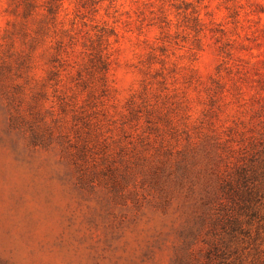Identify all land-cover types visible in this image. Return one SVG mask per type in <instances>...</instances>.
Wrapping results in <instances>:
<instances>
[{
  "label": "rangeland",
  "instance_id": "obj_1",
  "mask_svg": "<svg viewBox=\"0 0 264 264\" xmlns=\"http://www.w3.org/2000/svg\"><path fill=\"white\" fill-rule=\"evenodd\" d=\"M46 2L0 0V264H264V0Z\"/></svg>",
  "mask_w": 264,
  "mask_h": 264
},
{
  "label": "trees",
  "instance_id": "obj_2",
  "mask_svg": "<svg viewBox=\"0 0 264 264\" xmlns=\"http://www.w3.org/2000/svg\"><path fill=\"white\" fill-rule=\"evenodd\" d=\"M60 1L61 0H47L46 5L43 7L46 16L53 18V15L56 13L55 9L58 8ZM15 2L22 8L23 18L32 15L37 9L42 7V5L38 3V0H15ZM43 30L44 26L40 25L38 31L42 32ZM94 59H97V61L102 64L103 68H105L104 60H102V57L97 52L94 55ZM239 171V183L237 184L233 181L226 180L221 184L222 186L220 187V190L228 203L230 205L233 204L239 210L240 217L236 218L235 216L238 211H236L235 214L236 208L234 209V206H232V211L228 217L229 221L227 220V223H231L232 232L238 233L245 230L248 234L249 232H247V230L249 229V226H251V220L258 219L259 217L264 218V193L262 188L259 189V185H253L251 187L248 185L247 172L243 166L239 168ZM243 190L245 191V194L241 192ZM240 194H243V197H241ZM244 222L246 225L242 230L240 229V225L243 226Z\"/></svg>",
  "mask_w": 264,
  "mask_h": 264
}]
</instances>
